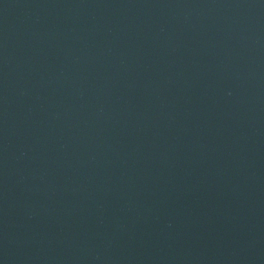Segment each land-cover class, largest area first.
<instances>
[{"label": "water", "instance_id": "95a60500", "mask_svg": "<svg viewBox=\"0 0 264 264\" xmlns=\"http://www.w3.org/2000/svg\"><path fill=\"white\" fill-rule=\"evenodd\" d=\"M0 264H264V0H0Z\"/></svg>", "mask_w": 264, "mask_h": 264}]
</instances>
